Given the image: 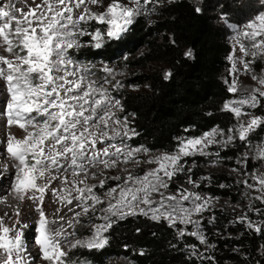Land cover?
Returning <instances> with one entry per match:
<instances>
[{"label":"snow or ice","instance_id":"snow-or-ice-1","mask_svg":"<svg viewBox=\"0 0 264 264\" xmlns=\"http://www.w3.org/2000/svg\"><path fill=\"white\" fill-rule=\"evenodd\" d=\"M87 2L95 5L98 0H87ZM140 2L141 0H133L137 6ZM44 3L47 5V11L37 15L36 11L40 7L37 5V9H32L29 13L24 14V19H17L10 9L5 10L3 6H0V37L7 45V52L14 56V60L0 57V64L7 66V69L0 66V79L6 82L8 95L4 111L0 112V115L6 117L7 127L17 125L19 129L26 132L23 139L8 137L6 149L0 151V156L10 158L16 165L14 173L16 191L35 190L40 194L36 199L41 203L51 180L44 185H38L37 180L44 178L50 165L63 169L65 167V164L61 163L63 160L67 163V167L73 169L74 174H78L76 170L84 169L83 162L85 160L91 163L99 159L101 155L113 157L123 155L127 161L133 158L135 153L147 151L141 147L125 150L115 144L97 149L98 141L103 143L105 139L111 140L120 135L119 132H115L114 136H109V133L102 131L99 126L102 124L104 128H107L109 120L113 119L115 114L109 110L110 106L122 109V105L119 100L112 101L107 96L106 90L96 87L95 81L85 83L83 76H77L76 71L70 70L75 67L70 52L81 46L77 39L78 36H90L94 42L92 46L97 49L102 47L105 38L109 40L121 39L140 13L139 7L125 6L119 0H113L106 10L99 14L91 12L85 6L83 12L74 19V9L86 5V0H55L51 4L48 0H44ZM56 4L63 5V7L57 8ZM195 11L199 14L201 8L196 7ZM48 12L52 13L51 16L47 14ZM257 20L259 24L250 23L247 26L250 31L245 32L244 35L252 39L254 48H261L264 47V41L257 42L256 38L264 34V14L257 17ZM91 21L106 25V27L103 30L94 29L91 33L78 27L80 24ZM241 51L245 55H252L253 58L255 56V53H248L243 46H241ZM184 55L186 58H190L191 50L185 52ZM232 68L234 73L235 64ZM244 68L247 71L249 64L245 63ZM104 71L111 73V69L108 68H104ZM73 76H76L77 79H69ZM170 77L171 72L165 73L164 79L167 80ZM260 83L264 84V80H261ZM228 91L233 94L238 91L235 80L228 85ZM258 96L264 97V91H259ZM258 104L257 95H250L248 99L226 102L224 109L231 111L239 119L246 113L237 105L255 108ZM86 105L88 107H85ZM86 112L89 114L85 115ZM92 121H97V123L92 124ZM115 123L120 124L121 121L116 120ZM261 123H264V120L254 117L246 127L241 125L239 139L244 141L247 134L260 126ZM126 124L127 118L124 121L125 127ZM29 128L32 130L30 131ZM217 134V130H212L201 138L181 141L177 154L164 155L155 161H150V163H158L159 167L147 173L142 182L143 187L136 190L143 192V196H138L132 189H122L116 204H109L108 208L103 211L112 216L135 215L138 211L142 215L150 216L153 220L159 221L161 218L167 220L169 227H175L177 222L192 224L196 226V231L189 233L181 229L179 235L181 237L192 235L197 237L200 243H207L199 231L200 222L191 219L193 213L199 215L208 210L207 200H202L196 193L181 192L178 203L191 200L192 207L177 209L175 206H171L170 209H167L165 200L177 201L176 196L161 195L159 201H153L149 199V195L159 191L160 188L167 189L169 186L167 181H171L178 171H183L180 163L181 158L192 155L194 152L203 154L205 147L216 142ZM131 135H136L134 130ZM131 135L128 131L124 132V136L129 139ZM232 139V136L228 137V141ZM110 149H114V151H110ZM262 158H264V154H262ZM103 163L105 167L110 166L107 160ZM112 164H115V160L112 161ZM149 177L152 179L150 180ZM52 179H56V177H52ZM258 182L264 186V178ZM189 183H194L191 178ZM101 186H103V181H101ZM72 190L79 194L76 199H83L85 202L89 199L85 193L90 194L93 208L96 204L102 203L100 198L93 193L92 187L78 188L74 186ZM65 191L68 190L65 189ZM52 192L55 195L56 189L53 188ZM129 193H131L130 199ZM132 201L146 207L134 206ZM71 202L67 201L69 204ZM154 204H159L160 207H153ZM125 208L128 209L127 213L123 211ZM89 210L87 206L83 208L85 214ZM40 215L39 237L35 243L39 245L41 257L49 261L50 264H66L62 258L67 253L61 250L60 240L56 238L62 233L53 234L50 232L43 211L40 212ZM76 215L79 216L80 213ZM104 220L106 221L104 224L94 226L93 235L89 240L77 241L73 247L77 245L89 249L104 247L107 239L103 233L111 227L108 215L104 217ZM244 221L245 218L241 217L238 222L244 223ZM248 226L252 227L250 221ZM10 231L14 233L11 238L9 237ZM256 231H261V229L257 228ZM2 233L0 234V250L6 253V257L4 260H0V264H24L21 253L25 249L21 234L7 227L2 228ZM13 253L16 256V261L12 260Z\"/></svg>","mask_w":264,"mask_h":264},{"label":"trees","instance_id":"trees-1","mask_svg":"<svg viewBox=\"0 0 264 264\" xmlns=\"http://www.w3.org/2000/svg\"><path fill=\"white\" fill-rule=\"evenodd\" d=\"M196 7L199 6L194 0L168 2L159 6L156 19L138 16L121 39L111 40L99 49L86 46L76 50L79 60L95 61L110 60L122 51L134 54L145 47L143 54L131 63L145 66L156 62L163 67L136 76L138 82H147L146 91L125 92L121 96L123 111L136 133L132 144L146 152H175L181 141L215 129L228 130L235 122L234 114L224 109V104L234 97L228 91L233 47L207 9L198 14ZM188 50L192 53L190 58L184 55ZM167 72H171V77L166 80ZM255 111L264 120V97L259 99ZM251 136L264 138V123ZM214 177L226 188H207L206 192L228 194L234 181L223 175ZM232 218L229 211H216L215 227L208 231L214 232V259L191 256L187 249L193 242L190 236L181 237L167 222L141 214L112 220L105 232L104 247H76L68 258L73 263L88 264H106L115 257L133 264H264V225L256 231L245 224H230ZM223 226L233 236L221 235Z\"/></svg>","mask_w":264,"mask_h":264},{"label":"rangeland","instance_id":"rangeland-1","mask_svg":"<svg viewBox=\"0 0 264 264\" xmlns=\"http://www.w3.org/2000/svg\"><path fill=\"white\" fill-rule=\"evenodd\" d=\"M173 1L175 0H141L140 4L137 6L133 3V0H119V2L125 6L133 8L139 7L140 13L135 17L133 23L138 16H145L149 20L156 19L159 6ZM194 1L201 9H207L209 15L213 18L215 25L223 30L224 39L233 47L230 57V83L235 80L238 91L234 93V97L230 101L248 99L250 95H257V99L259 100L261 97L258 96V92L264 91V84L260 83L261 80H264V55H262V53H264V47L254 48L252 46V39L246 37L244 33L250 31L247 27L250 23L255 22L257 25L259 24L257 17L264 14V0ZM112 2L113 0H98V3L93 5L86 0V5H82L79 10L77 9L78 15L83 12L85 6L93 13H102ZM12 3L5 1V10L10 9L13 14H15V5L14 3L12 5ZM238 6H241V8H237ZM236 8L238 10H236ZM78 27L91 33L97 28L103 30L106 25L97 24L96 22L91 21L80 24ZM77 39L81 46L70 52V57L75 64V67L70 70L76 71L77 76H83L85 83L95 81L96 87L106 90L107 96L112 101L119 100L120 105H122L121 96L125 92H143L148 89L147 82H138L136 76L150 73L155 69H163V67L156 62L149 63L145 66L142 64L131 63L136 57L143 54L145 47L139 48L134 54L128 51H122L120 54L113 56L110 60L105 58H99L95 61L79 60L76 58V50L81 49L82 47L92 46L94 42L88 35L78 36ZM109 41L111 40L105 38L102 47ZM256 41H264V34L257 37ZM241 46L246 48L248 53H255L254 58L252 55H245L241 51ZM8 55L10 58H14L12 54L8 53ZM245 63L249 64V69L247 71H245L244 68ZM233 64H235L234 73L232 68ZM104 68L111 69V73L109 74L108 72H105ZM253 77L256 78L254 79ZM69 79L75 80L77 77L73 76L69 77ZM237 106H240L242 111L246 114L242 115L239 119L235 117L233 126L228 130L215 129L218 132L215 136L216 142L205 147L203 149V154L200 152H194L192 155L182 157L180 163L183 167V171H178L172 177L171 181H167V178L165 177V180L169 184L168 188H160L159 191L152 192L149 195V199L153 201H159L161 195L165 197L172 195L176 196L177 201L165 200L164 203L167 209H170L171 206H175L177 209H190L192 207L191 200L178 203L181 192L196 193L202 200L208 201L207 211H204L199 215L195 213L191 215L192 220L200 222L199 231L207 241V243L202 244L197 237L187 235L190 236L193 241L187 246L191 256L194 255L203 259H214L212 254L214 241L212 233L214 232H211L210 234L208 231L210 228L215 227V215L217 210L230 212L233 217L230 224L240 223L238 221L243 217L245 218V221L241 224L248 225V222L250 221L252 224L251 228L253 229L261 228V226L264 225V186L258 182L261 178H264V158H262V154H264V138L261 140L256 139L254 136H251V131L247 134L244 141L239 139V129L241 125L246 127L248 122L254 117H260L262 120L263 118L256 113V107L250 108L246 105ZM85 107L88 106L86 105ZM109 110L115 114L113 119L109 120L107 128H104L102 124H100L99 127L102 131L108 132L109 136H114L115 132H119L120 135L115 136V138L111 140L105 139L103 143L98 141L96 145L97 149L99 150L108 147L110 144H115L117 147H121L125 150L139 147L132 144L131 138L134 135H131V133L133 129L128 115L123 111V107L121 109L120 107L110 106ZM88 114V112L85 113V115ZM125 118H127L126 127L124 126ZM116 120L121 121V123H115ZM91 123L96 124L97 121H92ZM125 131H128L129 135H131L130 139L124 136ZM229 136L233 137L231 141H228ZM110 151H114V149H110ZM177 151L169 152L160 150L151 153L140 151L135 153L134 157L127 161H125L123 155L118 157L101 155L99 159L91 163L85 160L83 162L84 169L82 171L80 169L76 170L79 174H74L73 169L67 171L71 175V180L69 182V184H72L71 189H73L74 186H78V188L92 187L93 193L100 198L102 203L96 204L93 208L90 194L88 193H85L86 196H89L87 202L81 199L80 202L76 203V207L81 205V209L72 213V222L69 225V232L71 235L66 245L60 247L62 251L67 253V255L62 258L66 264H88L81 262L73 263L70 261L68 255L76 247H81L79 245L73 247V245H75L77 241L89 240L93 235L94 226L106 222L104 220L106 215L109 216L111 222L114 219L122 217L120 215L112 216L103 211V209H107L109 204H116L117 200L120 198V191L122 189H132L138 196H143V192L136 190L143 187L142 182L144 181L145 175L159 167L158 163H150V161H155L157 158L164 155H175L177 154ZM105 160L109 162V167L104 166L103 161ZM113 160H115V164H112ZM161 175H163V173H161ZM220 175L226 176L234 181V186L231 189L229 188L230 192L225 196L206 192L207 188H226V185L219 184L217 177H214ZM129 177H131V179H129ZM190 178L194 183H189ZM76 179L83 181V183L80 182V184L76 186V184L73 183ZM149 179L151 180L152 178L149 177ZM101 181H103V186H101ZM61 185L62 184H58L57 186L61 188ZM195 185L199 186L197 187ZM71 189L64 192L63 195L75 196L74 198H76L79 194ZM113 189H115V191H113ZM130 196L131 193H129V199ZM132 204L137 207H146L143 204H137L136 201H132ZM85 206L90 209L87 214L83 212ZM153 207H160V205L154 204ZM161 210L163 211L165 209ZM123 211L127 213L128 209L125 208ZM77 213H80V215L77 216ZM137 214L140 213L137 211ZM127 215L131 214H125L124 216ZM146 217L153 220L150 216ZM160 220L168 223V221L163 218ZM33 221L34 220H32V222ZM175 228L178 232H180L181 229H184L189 233L197 230L196 226L192 224H182L179 222H177ZM222 232L223 234L221 235H225V237L233 236V233L230 232L227 226H223ZM28 235L35 238L37 232L31 230ZM103 235L105 236V232ZM26 237L27 236L24 234L21 235L22 240L26 241ZM262 252H264V246ZM214 262V264H217L216 261ZM106 264L133 263H130L123 258L115 257L109 259Z\"/></svg>","mask_w":264,"mask_h":264},{"label":"bare ground","instance_id":"bare-ground-1","mask_svg":"<svg viewBox=\"0 0 264 264\" xmlns=\"http://www.w3.org/2000/svg\"><path fill=\"white\" fill-rule=\"evenodd\" d=\"M5 1H8V3H14V15L17 19H24V14L29 13L32 9H37V5H40L39 9L36 11L37 15H40L41 12L47 11V5L44 3V0H0V6L5 8ZM48 2L51 4L54 3L55 0H48ZM56 7L62 8L63 5L56 4ZM78 10L74 9L73 11L74 19L78 16ZM47 14L51 16L52 13L48 12ZM6 49L7 45L4 44L2 37H0V57L14 60V58L9 57ZM0 66L7 69L6 65L0 64ZM7 100L8 95L6 82L3 79H0V112L4 111V104ZM29 130L31 131L32 129L29 128ZM25 135L26 132L19 129L17 125L7 127L6 117L4 115H0V151L6 149L8 137L13 136L17 139H23ZM61 163L65 164L63 169L50 165L48 171L45 172L44 178L37 180L38 185L47 184L49 180H51L49 187L45 190L43 201L41 203L40 200L36 199V197L40 194L35 192V190L21 192L16 191L14 175L16 165L10 158L0 156V234H3L2 228L7 227L10 230L19 232L21 235L24 234L27 236L26 241L21 239L25 249V251L21 253L24 264H50L49 261H46L41 257L39 245L35 243V240L39 237L41 211H43L44 218L47 221L48 230L53 234L62 233L61 236L56 237L60 240L61 247L66 245L71 235L69 232V225L72 222V213L81 209V205L76 207V203L80 202L81 199H76L74 198L75 196L72 197L69 195H63L64 192H67L65 189H71L72 184H69L71 175L67 171L69 169L72 170V168L67 167V163L63 160ZM52 177H56V179H52ZM74 181L73 183H75L76 186L81 182V180L77 179L75 182ZM58 184H62V187L59 188L57 186ZM53 188L56 189L55 195L52 192ZM69 200L72 201L71 204L67 203ZM32 220L34 221L32 222ZM31 230H35L37 232V236L35 238L28 235ZM13 234L14 233L10 231L9 237L11 238ZM5 257L6 253L3 250H0V260H4ZM12 260L16 261L14 253Z\"/></svg>","mask_w":264,"mask_h":264}]
</instances>
